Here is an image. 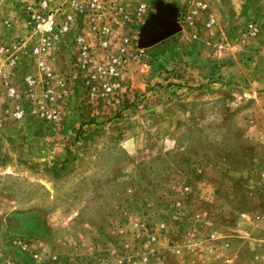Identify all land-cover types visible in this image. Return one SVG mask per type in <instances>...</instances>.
<instances>
[{"label": "rangeland", "instance_id": "374dc122", "mask_svg": "<svg viewBox=\"0 0 264 264\" xmlns=\"http://www.w3.org/2000/svg\"><path fill=\"white\" fill-rule=\"evenodd\" d=\"M199 1L124 0L117 100H88L73 37L49 61L68 91L57 121L32 106L14 121L0 87V262L264 264V0H250L248 23L242 0H206L210 15L192 16ZM158 2L181 31L143 49ZM22 7L0 0V41L22 38ZM20 57L15 83L42 82L29 51Z\"/></svg>", "mask_w": 264, "mask_h": 264}, {"label": "built area", "instance_id": "2783aa9c", "mask_svg": "<svg viewBox=\"0 0 264 264\" xmlns=\"http://www.w3.org/2000/svg\"><path fill=\"white\" fill-rule=\"evenodd\" d=\"M149 8L148 4L139 5L136 16L142 19ZM22 13V38L10 43L0 41V87L5 88L9 101V117L20 122L28 114L27 107L32 106L43 122L59 119L57 103L68 96L67 84L50 68L49 61L72 37L78 55L76 63L86 73L82 85L88 100L92 104L110 103L124 95L129 39L118 40L114 31L120 18L125 22L131 20L124 0H23ZM191 14L209 16L208 2H197ZM208 21V27L215 23L212 17ZM2 27L8 32L13 25L6 20ZM119 46L121 53H116ZM26 51L43 72V78L39 82V78L27 74L21 88L14 75L18 74L20 56Z\"/></svg>", "mask_w": 264, "mask_h": 264}, {"label": "water", "instance_id": "95a60500", "mask_svg": "<svg viewBox=\"0 0 264 264\" xmlns=\"http://www.w3.org/2000/svg\"><path fill=\"white\" fill-rule=\"evenodd\" d=\"M180 31L181 27L178 23V12L158 2L156 4V14L150 17L142 29L139 46L143 49L152 48ZM8 222H12L16 226L19 224V221L13 222V218H10Z\"/></svg>", "mask_w": 264, "mask_h": 264}, {"label": "crops", "instance_id": "0c3cea01", "mask_svg": "<svg viewBox=\"0 0 264 264\" xmlns=\"http://www.w3.org/2000/svg\"><path fill=\"white\" fill-rule=\"evenodd\" d=\"M240 8L244 9V11H242V14H245V15L242 17V19L245 21V23L251 22V19H254V15L250 11L251 9L254 10V12L258 11L256 9V1L252 2L250 0L249 1L248 0H242ZM152 15L153 14H151V16Z\"/></svg>", "mask_w": 264, "mask_h": 264}, {"label": "flooded vegetation", "instance_id": "af4514ba", "mask_svg": "<svg viewBox=\"0 0 264 264\" xmlns=\"http://www.w3.org/2000/svg\"><path fill=\"white\" fill-rule=\"evenodd\" d=\"M15 221H19V224H17V227L19 230H21L23 228V226L25 225V221L22 219L13 218V222H15Z\"/></svg>", "mask_w": 264, "mask_h": 264}]
</instances>
